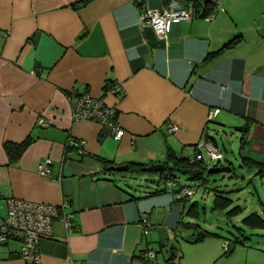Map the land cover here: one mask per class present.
<instances>
[{"label": "crops", "instance_id": "0c3cea01", "mask_svg": "<svg viewBox=\"0 0 264 264\" xmlns=\"http://www.w3.org/2000/svg\"><path fill=\"white\" fill-rule=\"evenodd\" d=\"M77 1L0 0V216L11 197L69 202L74 228L53 219V238L38 244L40 264H170L171 247L182 264L183 248L170 247V230L177 231L185 200L166 183L138 189L126 171L107 170L95 156L116 165L165 163L172 148L193 159L194 146L203 155L208 139L217 145L212 131L230 126L241 135L237 127L249 122L246 148L264 159V0H218L208 16L200 8L172 23L166 37L142 18L164 0H90L76 7ZM237 35L236 45L205 60ZM108 81L121 86L119 96L105 92ZM85 92L114 105L125 130L121 140L94 120L74 118ZM26 138L31 143L10 162L5 143ZM71 138L83 152L70 146ZM46 160L52 176L38 171ZM144 216L153 223L148 235ZM155 242L165 246L161 258ZM198 243L192 264L224 257L227 242L220 237ZM0 244L7 246L0 264H28L18 239ZM149 245L156 251L152 263L140 257ZM254 251L253 264H264V248Z\"/></svg>", "mask_w": 264, "mask_h": 264}, {"label": "rangeland", "instance_id": "374dc122", "mask_svg": "<svg viewBox=\"0 0 264 264\" xmlns=\"http://www.w3.org/2000/svg\"><path fill=\"white\" fill-rule=\"evenodd\" d=\"M212 120V119H211ZM210 120V121H211ZM230 121V120H229ZM218 147L223 151L224 157L215 160L209 154L207 148L202 147V153L208 167L216 165L219 161L221 165L231 167L229 171L209 173L204 172L203 177L193 178L192 175L176 172L177 182L171 186V189L178 188L181 185L192 186L195 193L179 203L181 208V219L178 224L177 231L170 230V247L176 244L179 248H183L182 264H192L190 256L196 250L200 243H189L186 237L197 231L186 227L187 223L199 224L202 229L217 232L221 235V242L233 243L236 237L244 239L243 245H237L234 253L230 256H224L218 259L216 264H253L251 254H255V248H264V228H250L246 226L242 219L251 212H257L264 218V173L257 172L256 168H248L243 164L241 157L240 134H237L234 128L230 126H221L219 132H211ZM245 153L252 154L249 148H243ZM254 157H258L255 156ZM134 173V174H133ZM133 181V185L140 189L153 185L165 186L163 179H160L158 172H147L138 174L132 171L124 173ZM153 187V188H154ZM215 190L221 191L224 195L233 200L232 205L226 210L213 209V199ZM197 201L194 213L190 212L193 202ZM241 205L243 211L238 215L229 217L227 211L236 206ZM5 210H2L4 213ZM160 226L162 223L159 224ZM216 239H209L208 242ZM18 246L17 243H14ZM206 244V243H205ZM6 245L0 244V248H6ZM155 249L158 251L159 258L165 251V246L161 249L159 243H154ZM221 250L224 251L221 243ZM164 263V262H162Z\"/></svg>", "mask_w": 264, "mask_h": 264}, {"label": "built area", "instance_id": "2783aa9c", "mask_svg": "<svg viewBox=\"0 0 264 264\" xmlns=\"http://www.w3.org/2000/svg\"><path fill=\"white\" fill-rule=\"evenodd\" d=\"M195 9L191 4L186 5L181 0H170L161 8H146L142 18L144 22L152 26L158 36L166 37L172 23L180 20H190L194 15ZM119 96L121 86L119 84L111 86L107 93ZM220 108H215L208 114V120L214 118L218 114ZM116 108L114 105L108 104L103 97H94L86 92L77 98L73 116L76 119H89L98 122L102 127L112 132L113 138L117 141L124 136L125 130L119 126L116 118ZM40 123H45L40 120ZM178 128L176 124L169 127L170 131ZM70 145H77L79 151L83 152L82 143L78 139L71 138ZM203 148H207L211 157L215 160L222 159L224 153L214 143L208 139L203 144ZM201 158V155H199ZM50 160H46L44 164H40L38 171L44 176H52L50 168ZM169 186L174 184L170 177L165 180ZM195 189L192 187L183 188L179 195H193ZM7 213L0 216V242H6L8 239H18L21 243V255L28 262L40 264L41 256L38 244L42 239L53 238L52 222L56 217H60L69 230H73L74 223L72 215L66 211L69 202H63L60 205L37 202L21 199L18 197L7 198ZM143 234L148 235L153 223L147 218L142 217ZM227 246V244H224ZM147 259L153 260L156 257V251L150 247L142 252ZM73 264H84L81 261H75Z\"/></svg>", "mask_w": 264, "mask_h": 264}, {"label": "trees", "instance_id": "16d2710c", "mask_svg": "<svg viewBox=\"0 0 264 264\" xmlns=\"http://www.w3.org/2000/svg\"><path fill=\"white\" fill-rule=\"evenodd\" d=\"M89 1L90 0H79V1L74 3V6H76V7L83 6L86 3H88ZM164 1H165V4H167L170 0H164ZM181 1L184 2L186 5L191 4L194 7V9H197V11H199V9L201 8V10H202L201 15L202 16H205V15L208 16L210 13H212L214 11L215 6L218 5L217 4L218 0H181ZM241 37H242L241 35H237L236 37L231 39L229 42H227L222 48H220L216 51L210 52V54H208L206 56L205 60L212 59L215 56L219 55L221 52H223L226 48L233 47L234 45H236L241 40ZM116 84H118V83H113L111 81H108L104 87L105 92L107 93L108 89L111 86L116 85ZM82 94H84V93H82ZM82 94H78V96H80ZM117 114H118V111L116 110L115 116L118 119ZM249 127H250L249 122L245 123L242 126L237 127V129L241 131L240 142H241V146H242L241 157L243 159V164L248 168H256L257 172H259V173L260 172L264 173V159H260V158L254 157L250 154H247V153H245V150L243 149L246 147V144L248 142L247 135L249 133ZM103 130L108 134L107 128L103 127ZM31 141H32L31 138H26L22 142L7 141L4 145V147H5L6 152L8 154L9 161L13 163V162L17 161L18 159H20L23 152L28 147V145L31 143ZM70 146L76 147L77 145H70ZM194 150L197 152V154L194 156L193 159H191L190 157H187V156L178 155L172 148H170L167 152L168 159L165 161V164L168 166L174 165V166H179V167H184V168H201L202 172L198 175H192V177L193 178L203 177L204 172L208 171L209 167L205 161V158L203 157V155H201V152H199L200 146H194ZM199 155H201V158H199ZM95 158L97 160H99L103 164V167L107 170L108 169L111 170V167L113 165H116L114 163V161L111 159H108V158H105L102 156H95ZM149 165L150 164H147L144 162H136V161L131 162L129 171L136 172L138 174L147 173L145 171V168ZM216 165H221L220 161ZM209 173H213V172H209ZM159 174L163 180H166L167 178L170 177L171 179H173L174 183L177 182L178 177L175 176V173L173 170H167L166 169L165 171H160ZM186 187H192V186L181 185L178 188L173 189L175 191V194H177V196L179 197L178 200H186L187 197L191 196V195H182V194L179 195L180 192L182 191V189L186 188ZM166 189H168V187H164L162 189L156 190V192H161V191H164ZM171 190L172 189L170 186V191ZM215 191L217 193H215L212 208L215 210H226V209H228L232 205L233 200L230 197L224 195L221 191H219V190H215ZM197 203H198L197 201L193 202V204L190 207L189 213L195 212ZM242 211H243V207L241 205H236V206L230 208L227 211V214L229 215V217H231L233 215L240 214ZM242 221L246 226L253 228V229L264 228V218L261 215H259L257 212H251L250 214L245 216L242 219ZM187 224L188 225L186 227H190L191 229H195L197 226H199L198 228H200V229H196L197 231H195L189 237L186 238L188 241L198 243V242H201V241H203L209 237H214V236L221 237V235L217 232L202 229L199 224H194V223H190V222ZM239 244H244V239L236 237L235 240L233 241V243L230 244L227 242V246L226 245L224 246V252L222 255L223 256L232 255L236 249V246ZM143 251H144V249L142 250V252ZM170 251H171V254H170V258L168 259V262H170V264H178V259L180 260L182 256L180 254L178 255V253L174 247H171ZM142 252L140 253V257H142L146 261V263H152L154 261V259L150 260V259H147L146 257H144L142 255ZM176 256H178V258ZM28 264H33V263H28Z\"/></svg>", "mask_w": 264, "mask_h": 264}, {"label": "water", "instance_id": "95a60500", "mask_svg": "<svg viewBox=\"0 0 264 264\" xmlns=\"http://www.w3.org/2000/svg\"><path fill=\"white\" fill-rule=\"evenodd\" d=\"M130 168L128 163L124 164H118L113 165L111 169L117 170V171H127ZM173 170L176 172H180L182 174H189V175H198L202 172L201 168H184L174 165L167 166L163 162H155L150 164L145 168L146 172H159V171H165V170ZM231 170V167L225 166V165H214L208 168V172H223V171H229Z\"/></svg>", "mask_w": 264, "mask_h": 264}, {"label": "clouds", "instance_id": "9594fccd", "mask_svg": "<svg viewBox=\"0 0 264 264\" xmlns=\"http://www.w3.org/2000/svg\"><path fill=\"white\" fill-rule=\"evenodd\" d=\"M220 160V159H219Z\"/></svg>", "mask_w": 264, "mask_h": 264}]
</instances>
